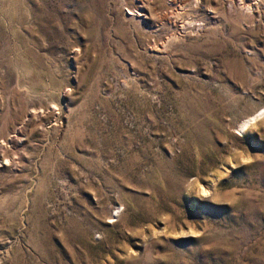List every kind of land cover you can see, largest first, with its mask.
Segmentation results:
<instances>
[{
  "label": "rangeland",
  "instance_id": "obj_1",
  "mask_svg": "<svg viewBox=\"0 0 264 264\" xmlns=\"http://www.w3.org/2000/svg\"><path fill=\"white\" fill-rule=\"evenodd\" d=\"M263 112L264 0H0V264H264Z\"/></svg>",
  "mask_w": 264,
  "mask_h": 264
},
{
  "label": "bare ground",
  "instance_id": "obj_2",
  "mask_svg": "<svg viewBox=\"0 0 264 264\" xmlns=\"http://www.w3.org/2000/svg\"><path fill=\"white\" fill-rule=\"evenodd\" d=\"M134 11V10H133ZM262 115H264V112L262 113V114H260V115H258V116H254V117H252V118H249L247 121H245L242 125H241V130L242 131H245V129H247V127L249 126V125H251V123L253 122V121H255V120H257L260 116H262ZM260 118H262V117H260ZM249 128V127H248Z\"/></svg>",
  "mask_w": 264,
  "mask_h": 264
}]
</instances>
